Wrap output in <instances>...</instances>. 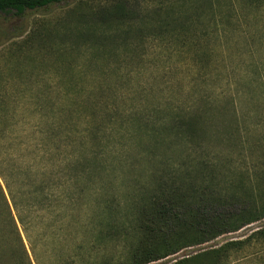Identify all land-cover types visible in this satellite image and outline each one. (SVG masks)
I'll return each instance as SVG.
<instances>
[{
	"label": "rangeland",
	"instance_id": "374dc122",
	"mask_svg": "<svg viewBox=\"0 0 264 264\" xmlns=\"http://www.w3.org/2000/svg\"><path fill=\"white\" fill-rule=\"evenodd\" d=\"M117 3H122L128 16L106 21L98 17L101 11ZM1 20V83H56L61 95H72L71 83L81 88L89 81L102 82L104 89L96 92L94 100L102 98L107 102L110 114L101 113L96 120L93 150L103 161V176L109 174L114 180L107 192L113 203L105 208L115 220L116 230L105 227L108 233L101 235L97 223L103 220L102 214L94 211L91 218L87 216L82 198L67 205L68 214L75 220L59 221L63 229L55 223L58 217L64 218L60 201L38 206L36 210L24 206L17 212L13 208L29 256L22 253L10 264L127 261L136 234L134 216L127 206L134 202L131 189L136 174L125 176L119 166L122 161L131 163L125 168L129 170L139 168L140 163L137 164L136 150L127 159L119 155L126 157L125 149L134 144L128 134L130 113L135 109L140 120L151 128L168 115L188 111L198 98H221L233 101L240 113L257 123L256 131L264 138V0H66ZM36 31L42 32L43 37L29 41V35ZM80 33L82 36H78ZM94 35L110 36V40L102 41ZM22 45L26 53L20 54L16 48ZM61 95L57 93L58 100L63 98ZM26 146H30L27 138L23 149ZM1 148L0 143V159L4 161L1 164L8 171L5 161L17 158L18 151L14 145L3 147L2 152ZM220 148L208 143L202 152L206 162L202 178L207 192L216 198L229 192L241 196L244 188L255 189L257 181L264 177V160L248 159L244 155L246 150H235L240 155L230 151L226 156ZM151 153L157 160L162 158L157 150ZM21 160L23 163V157L17 162ZM0 181L4 185L1 176ZM19 214L24 216L23 222ZM51 221L55 226L49 225ZM247 230L183 249L162 262L193 254ZM5 261L0 259L3 264Z\"/></svg>",
	"mask_w": 264,
	"mask_h": 264
},
{
	"label": "trees",
	"instance_id": "16d2710c",
	"mask_svg": "<svg viewBox=\"0 0 264 264\" xmlns=\"http://www.w3.org/2000/svg\"><path fill=\"white\" fill-rule=\"evenodd\" d=\"M63 1L66 0H0V40H3L1 18L23 15ZM126 16L128 11L122 3L98 15L103 21ZM29 36L30 41L41 39L43 34L36 31ZM78 36H82L81 33ZM94 37L110 40V36L105 35ZM23 48L22 45L16 49L20 54L21 51L26 53ZM70 88L72 95H61L56 83L0 82L1 152L9 145L16 146L18 151L17 158L5 161L8 171L4 170V161L0 159V176L4 181V185L0 181V259L6 260L4 264H10L22 253L29 256L13 208L17 212L24 206L36 210L38 206H51L60 201L65 204L61 208L64 218L54 221L62 228L59 221L75 220L68 214L67 205L82 198L87 216L91 218L94 211L102 214L103 220L97 223L101 235L108 233L105 227H114L116 231L115 220L105 208L113 203L107 192L109 183L114 180L109 174L103 176V161L93 150L96 120L101 113L110 114L107 102L102 98L94 100L96 92L104 89L103 84L89 81L81 89L77 83H71ZM57 93L63 98L58 100ZM111 108L114 109L112 105ZM135 112L137 109L130 113L128 134L134 144L125 149L126 157L119 156L130 158L136 150L140 166L126 170L131 163L127 165L122 161L119 168L125 176L136 174L135 186L131 189L134 202L127 204L134 216L136 234L127 261L117 264L158 261V264H264V221L248 227L264 219V177L252 191L244 188L241 196L229 192L216 198L207 192L202 178L206 169L202 152L208 143L220 145V153L226 156L230 151L240 155L238 151L246 150L244 155L248 159L264 160V138L256 131L259 125L240 113L233 101L221 98H198L188 111L172 112L174 114L154 122L151 128ZM26 138L30 146L25 150ZM153 150L159 151L162 158L155 159ZM21 157L22 164L17 162ZM19 217L23 222L24 216L19 214ZM52 221L49 225L54 224ZM92 221L96 223V219ZM245 229L248 230L241 235L162 262L183 249Z\"/></svg>",
	"mask_w": 264,
	"mask_h": 264
}]
</instances>
